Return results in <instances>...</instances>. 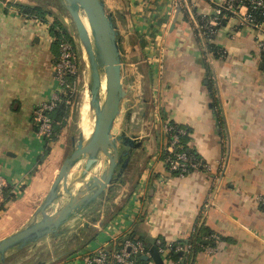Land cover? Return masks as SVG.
<instances>
[{"label":"crops","instance_id":"0c3cea01","mask_svg":"<svg viewBox=\"0 0 264 264\" xmlns=\"http://www.w3.org/2000/svg\"><path fill=\"white\" fill-rule=\"evenodd\" d=\"M188 1L191 11L210 16L218 0ZM104 2L122 43L125 104L144 114L143 119L132 115L144 150L136 152L124 185L102 204L92 228H80L71 239L41 240L11 252L5 264H85V255L113 251L132 232L169 246L199 226L223 241L212 254H194L193 264H264V214L257 203L264 196V65L256 52V44H264V27L240 28L238 18L228 16L213 38L223 56L207 60L209 72L184 4ZM4 9L0 2V174L14 200L0 210V240L32 220L64 160L63 131L38 162L46 144L33 119L34 110L58 93L48 34L53 18L41 24ZM53 13L70 31L65 17ZM164 120L189 129L187 145L206 169L184 178L166 170Z\"/></svg>","mask_w":264,"mask_h":264},{"label":"water","instance_id":"95a60500","mask_svg":"<svg viewBox=\"0 0 264 264\" xmlns=\"http://www.w3.org/2000/svg\"><path fill=\"white\" fill-rule=\"evenodd\" d=\"M57 1L72 22L81 50L92 136L86 147L77 153L76 139L71 138L72 151L64 158L32 220L0 240V264H5L6 256L11 252L21 251L41 240L59 241L68 236L71 239L77 236L80 228H89L95 224L102 204L124 185V175L136 152L144 150L139 126L132 119L134 113L136 118L141 119L144 114L131 109L132 104H125L124 101L126 63L115 18L108 11L104 0ZM183 2L193 19L187 0ZM76 4L82 6L88 28L82 21L83 15L76 11ZM173 27L174 22L171 29ZM118 124L119 131L115 132ZM77 165L79 167L69 189L67 178ZM226 166L227 160L220 180ZM62 196L65 200L58 209L51 210ZM103 223L104 220L100 226ZM141 260L145 263L151 260L152 264H164L155 247L149 250L148 255L141 256Z\"/></svg>","mask_w":264,"mask_h":264},{"label":"built area","instance_id":"2783aa9c","mask_svg":"<svg viewBox=\"0 0 264 264\" xmlns=\"http://www.w3.org/2000/svg\"><path fill=\"white\" fill-rule=\"evenodd\" d=\"M178 5H182L183 0H176ZM234 15L238 18V27H249L257 31H262L264 27V0H218L217 5H214V12L212 15H201L202 23L199 30L203 35L210 40L214 38L217 27L221 25L222 21L227 19L228 16ZM37 21V20H35ZM39 22V21H38ZM71 33V32H70ZM72 35V34H71ZM73 36V35H72ZM74 43V44H73ZM73 43L66 39H61L58 42L57 57L54 60L55 78L58 83V93L50 100L49 103L37 108L33 112V119L37 125V136L39 138H46L51 134V120L47 116V112L52 111L58 102H61V94L64 97H72L75 92L76 80L78 78V56L75 48V40ZM256 52L260 61L264 65V44L258 42L256 44ZM153 62L157 66L158 58H154ZM69 77L75 78L70 83ZM60 93V94H59ZM70 107L73 106L69 100L65 102ZM163 133H168L170 139L165 140L163 163L169 173H176V177L184 178L190 171H196L201 166L199 161L192 156L187 155L184 151L178 149L179 136L185 135L182 130L173 131L172 127L163 124ZM206 169V167L204 166ZM6 187V181L0 174V203L3 201V190ZM258 207L264 214V196L257 199ZM211 239L217 243V237L210 236L205 240ZM205 242V241H204ZM160 241H157V245ZM216 247H206L203 251L207 254H212L216 251ZM176 250L185 252L189 255L191 245L186 248L178 246ZM163 263L167 262L166 255L167 248H160L158 250ZM148 255L144 253L143 245L140 241L132 242L125 240L121 247L113 250L106 251L99 249L94 253L85 255L83 261L85 264H137L136 258Z\"/></svg>","mask_w":264,"mask_h":264},{"label":"trees","instance_id":"16d2710c","mask_svg":"<svg viewBox=\"0 0 264 264\" xmlns=\"http://www.w3.org/2000/svg\"><path fill=\"white\" fill-rule=\"evenodd\" d=\"M5 6L4 13H8V8H13L16 10L19 16L26 20H37L41 24H47L48 23V17H52L53 20L48 26V34L49 37L52 39L51 45H50V51L52 54L57 57V47H58V42L61 39H66L67 41L73 43V36L71 33L65 28V26L58 20V16L50 11H47L45 7L40 6L38 4H26V3H21V2H6L4 0H0ZM188 6L190 5L189 1L187 0ZM184 2H182L183 6ZM61 8V7H60ZM185 8V6H184ZM62 9V8H61ZM184 10V9H183ZM186 10V8H185ZM62 11H64L62 9ZM65 12V11H64ZM192 12V16L194 19V32L199 40L202 49H203V56H204V61L205 65L207 66V70L210 72V64H208V61H212L213 59H219L220 57L223 56V52L213 43V38L208 40L205 35H203L202 31L199 30V26L202 23V17L201 15H197L195 12ZM66 13V12H65ZM184 15L187 17V11L184 12ZM225 20L222 21L221 25H223ZM218 26V28L221 27ZM74 44V43H73ZM208 60V61H207ZM75 80L73 77H69L68 81L72 83ZM75 95L72 97H64L62 95L61 97V102H58L55 106V108L47 112V116L51 120V134L44 138L43 140L45 141L46 147L44 148V153L43 155L38 159V162L41 163L45 156L48 155L50 151V144L55 143L63 131L65 130V127L67 125V120L70 115V110L71 107L67 105L65 102L69 100L71 103L74 102ZM163 113V112H162ZM164 114V113H163ZM165 119V114L164 117ZM164 124H167V126L172 127L173 131L176 132L177 130H182L185 132V135L179 136V141H178V149L181 151H184L187 155H192L194 156L197 161L201 164V166L198 168V170L202 169L204 170V163L202 162L201 158L197 154V152L188 147L187 143L189 140V129L182 126L173 123L172 121L164 120ZM37 126V125H36ZM163 137L165 140L170 139V135L168 133H163ZM162 157H164V149L162 151ZM192 171H190L191 173ZM174 176H177L176 173H171ZM14 200V197L9 194L8 188H4L3 190V201L0 203V210H4V205L9 202ZM199 229V230H198ZM216 236L217 237V242L220 243L222 242V238H220L218 235L211 231H202L201 227H196L194 230L191 232V234L188 236L187 239L183 241L176 242L174 244H171L169 246L165 245V243L161 240H156L153 242H149L144 239L142 236H138L135 234V232H132L122 240L123 242L120 244V247L124 243L125 240H130L132 242L140 241L143 245L144 248V253H148L149 250L152 247H155L157 251L160 248H167L168 253L166 255V260L170 262V264H193L194 262V254L197 252L203 251L206 247H216L217 243H215L213 240L208 239L205 240V238H208L210 236ZM200 238H203L205 241V245L201 243ZM157 241H160V244L157 245ZM191 245V251L189 255H187L185 252H181L176 250L178 246L181 248H186V246ZM136 263L137 264H146L144 261L141 260V256L136 258Z\"/></svg>","mask_w":264,"mask_h":264},{"label":"rangeland","instance_id":"374dc122","mask_svg":"<svg viewBox=\"0 0 264 264\" xmlns=\"http://www.w3.org/2000/svg\"><path fill=\"white\" fill-rule=\"evenodd\" d=\"M26 2L31 3V5L38 4L40 6H43L46 8L47 11H50L52 13L53 11H58L59 13H61V15L65 17L69 25V30H70L69 32H71L75 40V48L78 56L79 73L75 85V92H74L75 99L73 102V106L71 107L70 110V115L67 120V125L64 130L63 153H62V160H63L72 151L71 138L74 137L76 140L79 139L78 137L81 131L88 126L87 122L85 123V121L83 120L84 113L88 110V96L85 93V91H83L86 90V84H85L84 69L82 65L81 50L78 45V41L73 29L72 22L68 17L67 13L62 11L57 0H27ZM78 144H80V140H78ZM51 210H53V208Z\"/></svg>","mask_w":264,"mask_h":264},{"label":"bare ground","instance_id":"6f19581e","mask_svg":"<svg viewBox=\"0 0 264 264\" xmlns=\"http://www.w3.org/2000/svg\"><path fill=\"white\" fill-rule=\"evenodd\" d=\"M75 7H76V11L83 15L82 6L79 5V4H76ZM82 21L84 22V25L86 26V28H88L84 15L82 16ZM104 89H105V87H104V84H103L102 90L104 91ZM83 91H85V93H86V90H83ZM89 116H90V112H89V108H88V110L84 113V117H83V120L85 121V123L87 122L88 126L84 128L85 131L84 130L81 131V133L79 134V137H78L79 139H77L76 142H75V151H76V153L81 151L82 149H84L86 147V145L88 144L89 140L91 139L92 127H91V124H90ZM85 132H87V135L84 138ZM78 140H80V144H78ZM78 167H79V165L74 167V169L72 170V172L70 173V175L67 178L68 179L67 187L69 189H70L71 183L74 180V176H75V173H76ZM64 200H65V197L62 196L60 198V201L53 206V209H58V207L60 206V203L63 202Z\"/></svg>","mask_w":264,"mask_h":264}]
</instances>
